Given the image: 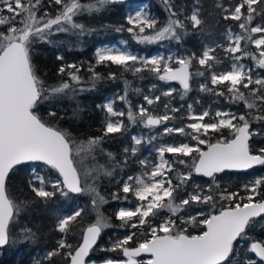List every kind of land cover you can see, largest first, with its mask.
<instances>
[{
	"label": "snow or ice",
	"instance_id": "1",
	"mask_svg": "<svg viewBox=\"0 0 264 264\" xmlns=\"http://www.w3.org/2000/svg\"><path fill=\"white\" fill-rule=\"evenodd\" d=\"M116 2L117 0H93L83 4L80 0H48L49 8L59 6L53 16L46 9L43 15H38L44 9L43 0H0V248L12 239L10 226L22 210L40 201L47 203L56 192L64 196L68 193H87L92 197L96 220L83 230L82 242L74 246L67 240L73 222L82 215L83 209H78L58 218L55 231L62 235L56 242L57 246L36 264H58L54 257H60L63 264H89L86 258H89L102 231L113 225L99 212V205L108 203V200L94 185L82 186L73 154L75 150L77 156L85 153L91 154L95 159L94 153L105 138L126 129L123 119L113 118L126 116L130 124L139 123L150 130L163 125L162 132H157L156 135L190 138L195 144L183 140L164 142L156 148L157 157L154 162L149 164L146 160L139 161L144 171L117 181L122 185V199L128 200L130 194L138 203L134 208H120L115 213V218L121 222V227L137 231L125 233L123 238H118L107 249L113 252L119 250L125 260L115 261L109 258L102 261V264H232L234 242L246 236V229L255 223L253 218L264 216V177L244 186L247 195L239 197L241 202H235L237 193H228L227 189L221 191L220 200H227L229 206H222L218 214L209 212L205 215L201 210L197 215H191L190 208L193 204H211L215 207L213 186L216 189L220 187L218 173L225 170H247L255 165L264 166V147H259L254 154L250 144L253 137L264 139V74H254L256 69H264V22L254 23L257 16L264 19V0H229L227 4L221 0H213V7L219 10L222 18L237 22L240 29L239 33L233 32L231 28L226 31L227 46L219 43L215 46L205 45L199 56L192 54L177 58L169 55L166 60L163 56L150 59L138 57L127 50L126 42H122L123 48H96L95 63L90 64L87 69L91 74L93 87L97 81L104 79L96 71L99 66L110 68L114 65L123 72L133 74L149 71L165 83L178 82L183 89L181 99L192 90L190 82L194 77H203L206 82L200 84V92L221 97L225 96L226 90L227 103L242 104L244 111L217 109L213 115L210 109H206L196 113L193 105L188 104L186 116L181 114L179 117L188 122L179 127L169 126V122L178 118L175 114L180 113V108L165 103L163 114H154L150 107L143 105L134 110L128 99L129 85L125 82L123 95L97 105L106 113L103 134L78 142L69 129L53 126L51 123L53 119L57 124L66 118L71 121L79 119L83 109L78 102L71 117L58 115L48 108L46 119L41 114V106L59 103L64 99L75 100L78 93L90 90L82 86L84 81L80 73L83 65L62 63L57 71V76L61 78L59 83L49 85L38 74L33 63L32 45L36 41L51 43L48 37L56 33L79 36L90 34L95 29L77 23L74 17L85 12L88 15L99 13L107 5ZM162 3L168 13L166 23L162 26L157 27V19L141 7L127 16V24L131 27L125 29L121 25L115 31L126 30L139 44L163 40H175L179 43L183 36L189 34L188 22L193 30L202 31V12L205 9L201 0H194L192 9L187 14L185 7L177 10L172 0H162ZM146 29L152 30L151 34ZM249 44L255 48V53L246 50ZM218 48L223 49V57L217 54ZM246 58L252 60L254 67L242 63ZM56 60L63 61L64 57L57 55ZM173 60L179 67H171L169 62ZM226 61L230 63L221 67ZM197 64L198 68L195 67ZM65 76L66 80L63 79ZM107 78L115 80L116 73L108 72ZM207 81H210L211 87ZM135 91L139 92V89ZM174 91H163L161 95L171 97ZM117 98L125 104L127 113L114 108ZM143 99L148 106H152L161 100V96L145 95ZM196 102L200 103L199 100ZM253 123L260 127L252 130ZM224 130L229 135H224ZM215 134H219V138L212 143ZM156 135L151 136L149 142ZM132 141L134 145H140L142 138L133 136ZM200 145H204L207 150H203ZM129 152L135 156L137 148L133 146L131 149H124L125 165ZM166 154L170 158H166ZM106 155L110 161L115 160L112 153ZM29 163L33 166L29 169L27 188L34 193V198L22 200L18 204L8 194L10 173L16 166ZM115 166L120 165L117 163ZM45 169L57 173V178L53 179ZM113 173L114 168L108 170L101 165L92 169L88 175L95 174L94 179L100 175L111 178ZM193 173L209 178V187L205 189L200 184L192 183L193 190L188 191ZM49 186L52 190H49ZM257 197L260 199L257 200ZM112 199L120 200L121 197L118 192H114ZM165 212L168 215L161 217ZM181 213L187 215L183 216ZM197 216L204 218L198 221ZM158 217L160 222L154 223ZM196 223L202 225L200 234L193 235L186 227H181ZM21 233L24 240L35 235L29 228L22 229ZM138 233L145 238L137 242L135 238ZM132 243H136V246L131 247ZM248 251L255 253L258 260L248 259L245 264H264V243L253 242ZM142 254H147L150 258L138 261L136 258Z\"/></svg>",
	"mask_w": 264,
	"mask_h": 264
},
{
	"label": "trees",
	"instance_id": "2",
	"mask_svg": "<svg viewBox=\"0 0 264 264\" xmlns=\"http://www.w3.org/2000/svg\"><path fill=\"white\" fill-rule=\"evenodd\" d=\"M147 4L148 12L153 18L157 19V27L162 26L166 23L168 13L164 10V5L162 0H143ZM83 4H88L93 2V0H80ZM203 8L202 18L204 19V24L202 26V31H196L191 28L190 22L187 23V28L189 34L183 36L181 41L177 43L175 40H163L157 41L152 49L156 48L161 52L175 51L181 53L183 57L196 54L199 56L205 45L215 46L217 43L227 46V39L225 38L226 31L231 28L235 33H239L240 29L237 26V22L231 20H224L219 14V10L213 7V0H201ZM222 3L227 4L229 0H221ZM44 9L41 10L38 15H43V11L46 9L51 15H55L56 9L59 6L48 7V0H43ZM174 6L185 7V13H190L194 0H172ZM128 12V7L124 3H112L105 7L99 13H93L88 15L86 12L82 15L74 17L77 23H83L88 28L95 29L90 34L79 36L72 35L70 33H56L49 36L48 39L51 43H44L41 41H36L33 45V63L36 65L38 74L47 82L49 85H54L59 83L60 77L57 76V71L62 63H76L82 64V71L80 75L83 77V87L85 89H90L84 91L82 94L78 93L75 100L64 99L59 103H46L42 105L41 114L47 117L46 109L51 108L56 111L58 115H65L66 117H71L73 109L76 107L77 102L83 111L80 113V118L71 121L69 119H64L59 121L57 124L56 120H51L53 126L61 127L64 129H69L76 140L83 141L89 137L101 136L102 129L104 127V117L105 112L101 111L97 107L98 104H103L104 100L114 94H124L125 82L129 85L128 99L134 106V110H137L139 105H147L143 97L149 95L152 97L161 96V100L152 105L150 110L154 114H162L161 109L164 107L165 103H170L171 106L180 108V113L175 114L178 118L172 123V126L177 127L182 126L186 123V120L179 119L178 115H185V110L188 104L196 106V101H200L198 108H206L208 105L213 109H222L225 111L242 112L244 111L242 104H229L227 103V93L225 90V96L217 97L214 94L197 92L195 88L194 81L196 77L190 82L192 85V90L189 91L184 99H181V94L183 89L175 83H165L156 78V75L144 71L141 73L133 74L132 72H123L117 66H111L110 68L99 66L96 71L104 76V79L99 80L95 83L93 87L90 81V73L87 71L90 64L95 63L94 52L96 47L100 44L110 43L117 39L123 38L129 41V36L126 34V30L117 32L116 27L121 25L127 29L126 16ZM183 19V16L180 17ZM264 22V19L257 16L254 23ZM6 30V29H5ZM146 44H140L138 49L140 52H146V48L142 47ZM243 46V42H242ZM246 50L250 53H255V48L252 45H247ZM217 54L221 57L224 56L222 48L217 49ZM57 55H62L64 57L63 61L56 60ZM244 62L250 67H254L251 59H244ZM229 61H226L221 67H226ZM176 63L172 65L176 68ZM198 68V65H195ZM195 69H193L194 71ZM258 72L261 71L264 74V69H256ZM115 72L117 78L115 80H110L107 78L108 72ZM67 79V76L63 77ZM202 82H206L205 78L200 77ZM208 86H210V81H207ZM169 84L174 86V92L171 97H164L161 95L164 87ZM156 87L153 88L152 86ZM135 89H139L136 92ZM150 89H152L150 91ZM127 112V108L125 109ZM126 125V124H125ZM260 125L253 123L252 130L259 128ZM135 132H139L142 136V143L139 146V150L136 155L133 156L129 152L127 154V164H124L125 153L124 149L127 147L131 149L134 144L132 141V135ZM224 135H229L227 130H224ZM264 135V133H262ZM152 133L146 132L143 127L137 128L136 125L128 126L122 133L110 134L109 137L105 138L104 142L96 149L94 155L95 159L92 158L91 154L82 153L88 172L99 166H104L108 170L114 168L113 177H107L100 175L97 178H93V175H89L91 185H94L96 189L104 196L108 203L99 205V212L108 218L109 222L113 227L105 228L101 236L98 239L96 246L93 251L90 252L88 260H96L102 262L105 259H114L115 261L125 260L123 254L117 250L115 252L108 251L113 245V243L118 238H123L125 233L131 231H137L133 229H127L120 226L121 222L116 220L115 213L122 206H128L134 208L137 204L134 197L129 194V199H122L124 193L120 191L121 184H118V180L127 179L129 175H135L142 171V166L140 165V160L154 161L153 153L149 151L151 144H149V139ZM179 137V136H175ZM219 138V134H215L214 138L211 140L212 143L216 142ZM184 142H190V139H181ZM145 142L148 145L144 148ZM250 144L254 150V154L257 153L259 147H264V139L260 137H253ZM103 149V151H101ZM206 150V147L203 148ZM107 153H112L115 157L114 161L108 159ZM148 155L147 158L145 156ZM75 156V150L73 157ZM168 158L169 155H168ZM190 162V161H189ZM119 167H116V164ZM150 163V162H149ZM183 168V166H179ZM186 171V169H185ZM28 164H23L17 166L12 173H10V179L8 181V194L16 203H20L22 200H29L34 198V193H31L27 188V181L29 177ZM174 175V174H173ZM218 183L220 187L218 189L213 186L214 195L216 199L215 207L211 204L200 205L193 204L190 208L191 215H197L198 212L203 210V212L208 214L213 212L218 214L221 207H228L229 202L227 200H220L219 193L224 189H227L228 193H237L238 196L246 193L245 185L248 184L249 180L254 178L264 177V166L252 169L248 173H223L217 175ZM200 184L203 188L207 189L211 184L209 178L196 177L193 173L190 181L188 191H192L191 184ZM21 189L24 191L21 192ZM118 192L121 199L113 200L112 193ZM184 195V193H180ZM39 200V198H35ZM81 196H74L70 193L67 196L61 195L60 192H56L55 196L47 201V203L40 201L39 203L30 205L28 208L22 210L18 217L14 219L13 224L10 226L12 232V239L10 242L2 249H0V264H36L37 261L43 260L45 254L54 249L57 244V240L61 237V233L55 231V226L57 220L62 215H70L78 209H83L82 215L77 218L72 225L71 234L67 237L69 243L74 246L81 242L82 232L88 226L93 224V213H91L85 200H82ZM257 200L260 197L256 198ZM181 215L186 216L187 214L181 213ZM175 218V217H174ZM203 216H197V220H202ZM176 219V218H175ZM255 223L248 229H246V236L243 239L239 238V241L235 244V253L231 256L232 264H245L248 259L255 260L249 253L248 248L252 242L258 241L264 243V217L254 220ZM158 224V221H154ZM181 227H186L188 231L193 234H200L203 230L202 225L199 223L181 225ZM24 228L31 229L34 233V237L28 240H24L21 230ZM18 229L20 232H18ZM145 237L137 234L135 238L136 241L143 240ZM136 243H132L131 247H135ZM101 249H105L102 251ZM54 260L58 264H63L60 257H54ZM47 264V262H45Z\"/></svg>",
	"mask_w": 264,
	"mask_h": 264
},
{
	"label": "rangeland",
	"instance_id": "3",
	"mask_svg": "<svg viewBox=\"0 0 264 264\" xmlns=\"http://www.w3.org/2000/svg\"><path fill=\"white\" fill-rule=\"evenodd\" d=\"M126 7H128L127 16H128L130 13L134 12L136 9L141 8V7H143V8L145 9V11L148 12L147 4H146L143 0H130V1H128V3L126 4ZM148 13H149V12H148ZM149 14H150V13H149ZM127 16H126V20H125V21H126V24H127ZM150 16L152 17L151 14H150ZM128 27H131V25H128V24H127V28H128ZM146 32L149 33V34H151L152 30L146 29ZM126 34L129 36V41L126 40V39L120 38V39H117V40H115V41H113V42H110V43L100 44V45H98L96 48H99V47H105V46H111V47H116V48H123L124 45L122 44V42H126V48H127V50L130 51V52H132L134 55H137L138 57H145V58H149V59H150V58H152V57H154V56H163V57H165L166 60H167V57H168L169 55H172V56L177 57V58H182V57H183V55H182L181 53H177V52H175V51L161 52V51H159V50H156V48L152 49V47L156 44V42H155V43H151V44L144 43V44H146V45H144V46H142V47H145V48H146V52H144V53H143V52H140L139 49H138V47H140V46H138V45H140V44L137 43V42L132 38L131 34L128 33L127 31H126ZM227 42H228V41H227ZM169 63H170V65H171V67H172V65L175 64V61L173 60V61H170ZM229 63H230V62H229ZM242 63L246 64V63L244 62V60L242 61ZM176 65H177V64H176ZM197 65H198V64H197ZM246 65H248V64H246ZM198 66H199V65H198ZM248 66H249V65H248ZM177 67H179V65H177L176 68H177ZM249 67H250V66H249ZM254 74H255V75H261V74H263V73H262L261 71L258 72L257 70H255ZM168 83H170V82H168ZM194 83H195L196 91L200 93V91H199V86H200L201 83H204V82L201 81V79H200L199 76H196V80L194 81ZM210 86H211V84H210ZM170 89H174V86L171 85V84H169L168 86L164 87L163 91H167V90H170ZM120 95H123V94H117V93H116V94H114V95L108 96V97L104 100L103 103H105L106 101L111 100V99H113V98H115V97H118V96H120ZM197 104H199V103L196 102V106L193 105V110H194V112H196V113H200V112H202L203 110L210 109V110L212 111L213 115H214L215 110H217V109H213V108H212L211 106H209V105H208L206 108L201 109V108H198V107H201L202 105L198 106ZM143 106L147 108V105H143ZM114 108H116L117 110H121V111H124L125 113H127V112L125 111V109H126L127 107H126L125 104H124L123 102H121L118 98L115 99V102H114ZM133 108H134V106H133ZM137 110H138V108H137ZM161 111H162L161 113L163 114V112L165 111L164 107L161 109ZM185 113L187 114V109L185 110ZM178 116L180 117L181 115H178ZM113 119H123V121H124V123H125L126 125H128L129 127L132 126V124H130V123L128 122L126 116H125V117H114ZM187 122H188V121H187ZM169 126H172V123H169ZM136 127H137V128H141V127H143V126L140 125L139 123H137V124H136ZM143 128L145 129V131H146L147 133H148V132L152 133V136H153V135H156L157 132H162L163 125L159 126V127L156 128V129H151V130L148 129V128H145V127H143ZM189 131H190V130H189ZM133 136H137V137H141V138H142V136H141V134H140L139 132H135V133L132 135V137H133ZM183 138H185V137H180V136H179V137H173V136H163V137H161V136H159V135H156V138H155L154 140H151V142L149 143V144H151L149 151L153 153L152 156H153L154 161L156 160V157H157L156 148H158L162 143H164V142H169V143H171V142H174V141H180V140L183 139ZM186 139H190V138H186ZM190 141H191V140H190ZM142 142H143V141H142ZM187 143H190V142H187ZM149 144H147V143L145 142V146H144V148H147ZM191 144H195V141H191ZM134 146L137 148V151H138L140 145H134ZM200 147L203 149L205 146H204V145H200ZM203 150H204V149H203ZM168 155H169V154H166V158H168ZM147 157H148V155L145 156V158H147ZM73 159H74L75 166H76L77 169L80 171V175H81V184H82V186L87 187V185H91L90 178H89V175H88L89 172H88V170H87V166H86V163H85L83 157H82L81 155H79V156L75 155V156L73 157ZM154 161H149V162H150L149 164H151V163L154 162ZM32 166H33V165L28 164V168H29V169H30ZM44 171H45L46 173H50V175H51V177H52L53 179L57 178V176H58L55 172H53V171H51V170L45 169ZM142 171H144V169H142ZM142 171H141V172H142ZM141 172H139V173H137V174H135V175H139ZM29 174H30V172H29ZM255 179H257V178L252 177V178L249 180L248 184H249L250 182L254 181ZM49 190H52L50 186H49ZM65 191H66V190H65ZM246 195H247V193H245V194H243V195H240V196H237V200H236L235 202H241V201L239 200V197H241V196H246ZM78 196H81V198H83L82 200H85V201H86V203H87V205H88V207H89L91 213H93V219H94V222H93V223H95V220H96V211H95V210L93 209V207H92V203H91L92 197H91L89 194H87V193L80 194V195H78ZM137 203H138V202H137ZM120 208H131V207H128V206H122V207H120ZM120 208H119V209H120ZM119 209H118V210H119ZM73 213H74V212H73ZM167 215H168V213L165 212V213H162V214H161V217H163V216H167ZM62 216H64V215H62ZM173 219H175V218L173 217ZM155 221H158V223H159V222H160V217H158ZM18 232H20L19 229H18ZM147 259H148V258H142V259H140L139 261H144V260H147ZM88 262H89V264H102V262H98V261H96V260H88Z\"/></svg>",
	"mask_w": 264,
	"mask_h": 264
},
{
	"label": "water",
	"instance_id": "4",
	"mask_svg": "<svg viewBox=\"0 0 264 264\" xmlns=\"http://www.w3.org/2000/svg\"><path fill=\"white\" fill-rule=\"evenodd\" d=\"M128 1H130V0H117V2L116 3H124V4H127L128 3ZM171 83H175V84H178L179 86H180V84L178 83V82H176V81H171ZM181 87V86H180ZM207 150V149H206ZM205 150V151H206ZM30 164V163H29ZM23 165V164H22ZM18 166H20V165H18ZM260 165H255V166H253V168H251V169H247V170H239V171H237V170H225V172H223V173H241V174H243V173H248L249 171H251L252 169H255V168H257V167H259ZM17 167V166H16ZM223 173H218L217 175H220V174H223ZM57 174V173H56ZM58 175V174H57ZM195 175V174H194ZM196 176V175H195ZM196 177H200V176H196ZM200 178H207V177H200ZM66 190V189H65ZM67 191V190H66ZM71 195H74V196H78V195H80V194H76V193H70ZM262 217H264V216H262ZM262 217H255V218H253V220H257V219H260V218H262ZM99 239V238H98ZM239 241V238H238V240L236 241V242H234V244H236L237 242ZM81 242H82V239H81ZM97 242H98V240H97ZM255 242H258V241H255ZM253 243V242H252ZM251 245V244H250ZM6 246V245H5ZM4 246V247H5ZM96 245H94L93 246V248L95 247ZM4 247H2V248H4ZM250 247V246H249ZM2 248H0V249H2ZM250 253V255L255 259V260H258V258L256 257V255H255V253H253V252H249ZM142 258H150L147 254H142L140 257H137L136 259L139 261L140 259H142ZM86 259H88V258H86Z\"/></svg>",
	"mask_w": 264,
	"mask_h": 264
},
{
	"label": "flooded vegetation",
	"instance_id": "5",
	"mask_svg": "<svg viewBox=\"0 0 264 264\" xmlns=\"http://www.w3.org/2000/svg\"><path fill=\"white\" fill-rule=\"evenodd\" d=\"M260 167V166H259ZM125 258V257H124ZM126 259V258H125Z\"/></svg>",
	"mask_w": 264,
	"mask_h": 264
}]
</instances>
